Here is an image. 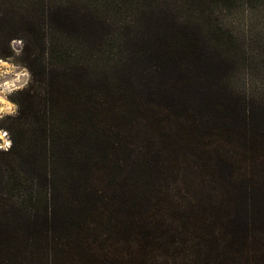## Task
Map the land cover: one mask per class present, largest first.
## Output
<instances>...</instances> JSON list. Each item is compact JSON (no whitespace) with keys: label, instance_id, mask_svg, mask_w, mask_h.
Here are the masks:
<instances>
[{"label":"trees","instance_id":"obj_1","mask_svg":"<svg viewBox=\"0 0 264 264\" xmlns=\"http://www.w3.org/2000/svg\"><path fill=\"white\" fill-rule=\"evenodd\" d=\"M237 1L0 0L31 76L0 264H264V97L215 20Z\"/></svg>","mask_w":264,"mask_h":264},{"label":"rangeland","instance_id":"obj_2","mask_svg":"<svg viewBox=\"0 0 264 264\" xmlns=\"http://www.w3.org/2000/svg\"><path fill=\"white\" fill-rule=\"evenodd\" d=\"M245 2L244 0L237 1L226 12L217 11L215 20L217 24L229 25L231 37L226 35V38H231L229 43L241 42L244 45L242 48L245 53L244 60L236 65V73L232 79L234 86L249 95L260 98L262 95L264 97V0H250V4ZM1 10L0 6V12ZM6 47L9 50V56L0 55V62L2 61L0 63V93L8 102L7 104L0 103V133L5 134L0 144L7 140L11 146V134L6 126L9 118L17 114L18 92L28 87L31 76L22 62V40L12 39L8 48L4 43V38L1 37L0 54ZM9 148H0V162L8 159V156L2 153ZM13 167L15 172L20 173L21 166L14 163Z\"/></svg>","mask_w":264,"mask_h":264},{"label":"clouds","instance_id":"obj_3","mask_svg":"<svg viewBox=\"0 0 264 264\" xmlns=\"http://www.w3.org/2000/svg\"><path fill=\"white\" fill-rule=\"evenodd\" d=\"M4 133H0V140H3L4 139ZM10 147V142L7 141V140H4V143L3 144H0V148H8Z\"/></svg>","mask_w":264,"mask_h":264},{"label":"bare ground","instance_id":"obj_4","mask_svg":"<svg viewBox=\"0 0 264 264\" xmlns=\"http://www.w3.org/2000/svg\"><path fill=\"white\" fill-rule=\"evenodd\" d=\"M0 103H6V104L8 103L7 100L4 98V96L1 93H0Z\"/></svg>","mask_w":264,"mask_h":264}]
</instances>
